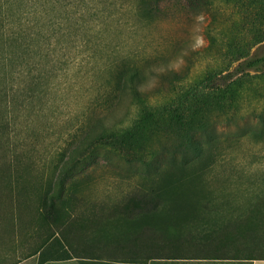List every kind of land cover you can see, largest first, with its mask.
<instances>
[{
  "label": "rangeland",
  "instance_id": "rangeland-1",
  "mask_svg": "<svg viewBox=\"0 0 264 264\" xmlns=\"http://www.w3.org/2000/svg\"><path fill=\"white\" fill-rule=\"evenodd\" d=\"M79 1L50 7L48 0H23L19 20L12 13L20 6H4L5 30L19 25L28 42L44 48L41 72L50 86L23 107L35 123L20 137L37 149L18 168L20 195L0 178V264H249L247 257L264 256V227H237V208L229 202L264 201V75L246 79L240 102L188 105L183 117L192 122L193 141L183 148L174 119L176 99L213 62L208 26L226 40L238 37L242 14L230 7L208 11L200 0H161L143 17L133 0ZM108 13L120 25L111 36L116 48L149 59L142 63L141 89L151 95L158 88L155 95L173 102L160 120L167 135L111 137L107 148L94 144L101 120L120 128L137 115L129 91L109 107L93 103L96 83L110 79L101 18ZM28 93L18 91L17 98ZM206 201L216 212L203 206ZM221 222L230 224L207 239ZM157 256L185 259H150Z\"/></svg>",
  "mask_w": 264,
  "mask_h": 264
},
{
  "label": "trees",
  "instance_id": "trees-1",
  "mask_svg": "<svg viewBox=\"0 0 264 264\" xmlns=\"http://www.w3.org/2000/svg\"><path fill=\"white\" fill-rule=\"evenodd\" d=\"M80 1V3L83 2V0ZM160 1L133 0L134 12L137 16H152ZM22 2L23 0H0V178L10 185L12 184L11 186L14 188L20 181L17 175L18 168L26 166L28 161L30 162L29 155L37 149L35 145L27 147L20 137L24 127H30L35 123L34 119L23 112V107L26 103H31L36 96V91L39 89L40 92V87L50 86V76L46 77L41 72L43 68L40 58L44 48H41L40 42L35 43V40L28 42L24 37V29H21L19 25L17 26L19 29L9 32L5 30L6 14L4 6H11L10 9L14 6L18 8ZM200 2L208 11L219 7L237 9L242 14L245 25L238 30L236 35L238 37L232 36L227 40L224 35L222 38L220 37L221 33L217 28L208 26L206 34L209 39V50L215 49V56L212 58L214 63H209L200 76L194 77L188 91L181 93L175 101L176 116H174V119L177 128L176 133L181 140L179 143L180 148L193 141L190 126L192 122L183 117L188 105H194L198 109L208 106L212 102L223 103L225 100L235 103L240 102L244 97L246 79L264 75V0H200ZM55 3H58V0H48L46 5L49 4L50 7H53ZM75 3L79 4L77 1ZM21 6L18 8V13L17 11L12 13L17 18L16 20H19ZM101 18L104 23L103 33L107 34L105 36L107 41L105 47L108 48L111 54L110 62L105 66V75L109 76L110 79L108 78L106 85L96 83L98 95L94 96L93 103L95 105L101 104V107L105 103L109 107L111 104L109 102H112L115 98L118 100L124 90L129 91L133 97L132 105L136 108L137 115L130 120L129 125H123L120 128L118 126L116 128L110 127L104 120H101L102 130L94 143L95 146L105 148L112 146L109 143L111 137L118 141H127L135 140L150 132L167 135L168 129L160 125V120L162 114L165 115L168 106L173 102L165 95H155L160 92L158 88H155L151 95L141 89L144 80L142 63L149 59L147 57L137 58L136 51L122 52L118 50L111 40V36L117 37L120 32V25L116 21V17L108 13ZM15 34L23 37L28 46L23 47ZM36 45H38L37 49L34 47ZM254 49L256 50L254 51ZM46 55L48 54L46 53ZM7 78L10 79L9 82ZM102 87L107 89V95L101 92L100 88ZM28 88L29 93L20 101L16 93L25 91ZM154 95L155 97H153ZM103 99L104 101H102ZM148 119H153V122L149 123ZM114 149L117 148L114 147ZM118 150H121V148L118 147ZM17 187L19 196L22 188ZM229 202L237 208L234 216L237 227L242 222L248 224L251 229L260 226V224L264 227V201ZM205 205L210 212H216L211 201L204 202L203 206ZM139 213H143V210ZM16 221L17 219L13 216L15 225ZM229 224L226 222L216 224L212 229H209L212 231L207 233L206 238L214 237L221 230L227 228ZM173 238L171 236L168 240H173ZM182 238L185 239L184 236ZM42 246L44 245H40L39 248L26 257L39 252ZM150 259H165L164 262H175V260L181 262L185 258L157 256L150 257ZM253 259H264V256L246 258V260Z\"/></svg>",
  "mask_w": 264,
  "mask_h": 264
},
{
  "label": "crops",
  "instance_id": "crops-1",
  "mask_svg": "<svg viewBox=\"0 0 264 264\" xmlns=\"http://www.w3.org/2000/svg\"><path fill=\"white\" fill-rule=\"evenodd\" d=\"M243 261L241 260V262H243ZM197 262L198 263H193V264H204V263H199V262H203V261H197ZM206 262H209V261H206ZM210 262H220V261H219V259H212V261H210ZM249 262H250V264H264V259H253V260H250ZM206 264H220V263H206ZM242 264H244V263H242Z\"/></svg>",
  "mask_w": 264,
  "mask_h": 264
}]
</instances>
